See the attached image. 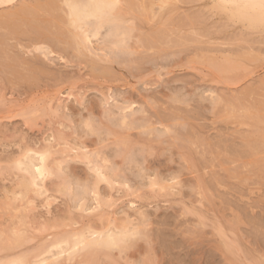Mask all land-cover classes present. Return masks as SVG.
Here are the masks:
<instances>
[{"label": "rangeland", "instance_id": "1", "mask_svg": "<svg viewBox=\"0 0 264 264\" xmlns=\"http://www.w3.org/2000/svg\"><path fill=\"white\" fill-rule=\"evenodd\" d=\"M44 1L17 0L14 4L0 6V264H36L35 260L56 242L66 239L75 231L79 232L78 229L88 232L97 227L103 228L107 223L106 218L109 219L108 216L113 219L117 214L115 219L120 220L121 216L124 217L128 213L132 212L133 215L134 211H131L130 207L135 205V208H143L150 215L152 226L148 227L145 234L150 235V239L147 237L137 240V248L131 247L123 255L117 250L111 251L110 248L87 249L77 251L71 257L64 253L53 260L52 264H264V27L256 20L253 22L254 19L249 22L250 17L239 18L233 10L223 12L214 8L213 5L218 3V0H155L152 11L148 10L147 5L144 7V0H137L139 3L136 0H121L123 15L120 18L132 21L129 24L133 26L130 27L131 33H134L130 37L133 39L128 41V47L131 50L129 52L134 54L126 53L128 57L124 53L127 58L125 59L121 55L123 52H120L119 56L116 54L119 51L112 50L115 52L114 59L110 56L112 53L109 55L111 58L103 53L104 57L98 59L96 54L102 50L97 53L92 49L95 51L92 53L88 48L90 54L88 49L82 47L85 53L79 55L74 46L70 45L71 39L68 36L62 37L54 27V30L50 29L54 31L52 33L48 29L43 31L46 28L44 26L50 24L49 19L53 13L48 16L47 11V25L38 24L42 22L40 19L47 18L45 12L43 13L44 9H41L42 12L36 9L38 12L34 13L35 18L36 13L41 17L37 18L39 21L35 19L31 22L21 13L20 16L22 7L29 8L34 5L29 8L33 11V8ZM124 2L133 4L129 6ZM59 5L64 9L61 3ZM15 12L19 16L14 15ZM62 13L59 11L57 14L63 15ZM192 14L195 16L192 17ZM63 16L66 19V16ZM20 17H23L24 21L19 20ZM13 18L20 23L18 21L16 25ZM57 19L62 21L63 26H59L64 27L63 19L60 16ZM240 19H246V22L251 24L243 23ZM60 22L58 21V24ZM31 23L38 27L33 29ZM67 27L62 28L63 33ZM107 31L109 29L102 30L103 36L99 37L103 39L101 41L105 40L102 49L107 48L106 40L110 37L109 35L106 39ZM147 34L162 37L161 41L158 37ZM138 35L142 36V42L139 41ZM146 36L147 39L150 37L151 42L155 38V44L151 45L157 50H154L155 47H152L153 50L150 48L152 51L142 49ZM45 38L46 41L42 40ZM149 40L146 42L150 45ZM41 41L54 52L48 59L35 49V46L43 43ZM100 42L98 41V44ZM71 44L73 45L72 42ZM92 54H95V57ZM101 54L102 52L99 55ZM105 57L111 60H101L106 59ZM211 92L215 94L211 95ZM175 96L183 99V103L179 99L177 101ZM127 97L130 99H126L128 101H136V112L139 108L145 111L143 115L137 114L139 123L134 118L138 124L135 123L136 128L128 134H123L122 128H117L116 123L112 124L116 119L110 118V111L117 110L116 105H121L122 100ZM212 98H220L221 101L216 104L218 101L211 102ZM59 100L63 107H57L61 105ZM86 119H90L97 129L102 130L101 133H96L102 135L104 142H100L102 138L96 133L90 135L91 132H85L87 129L83 122ZM144 120L149 123L150 128L152 127V132L155 128L156 133L163 131L165 126L173 131L169 132V136H166L167 133H157L162 134L159 137L154 133L149 135L148 128L140 126L145 123ZM152 121L156 125L151 124ZM75 129H79V133H76ZM107 129V132L112 129L120 135L111 136L106 133ZM103 130L106 134L104 136ZM50 135H56L58 140L62 139V144L74 143L76 139L78 144L91 146L90 149L101 148L104 157L120 161V165L122 159L128 157L126 163H123L124 167L122 166L125 172L123 175L135 188L137 185L141 187V191L137 193L136 189L132 186L129 188L130 185L123 181L121 182L124 185H115L110 174L98 171V167L88 170L85 164L70 160L65 166H69L70 170L73 168L75 176L82 175L80 177L84 179L86 170L87 178L89 171L92 175L95 173V181L92 175L88 179L93 178L92 183L104 205L98 210H90V213L76 207L73 195L76 191L78 193L80 188L75 180L76 186L72 184L71 190L65 191V183L71 181L70 176L74 174L69 173L68 169L64 174L65 178L55 172L53 178L45 183L49 193L36 198L32 190L29 191L28 177L25 179L22 173H19L13 160L18 159L26 149L43 148L44 139ZM147 138L154 141L147 144L144 141ZM139 141L142 143H137ZM117 144L125 148L123 156L118 155V148L115 146ZM254 147L260 148L258 150ZM58 149L59 147L53 150ZM56 157H61V154L54 156V159ZM50 159L48 166L51 165ZM132 160L135 164H144V167L151 166L153 172L157 171L161 176H168L171 172L177 173L184 187L176 186L175 190L169 192H172V195L166 194V191L155 192L149 188L147 190L141 186L147 184V180H139V171L135 168L137 164ZM61 179H65V182ZM18 180L25 186L19 184ZM14 190L20 193L18 200L11 196ZM28 192L30 195L33 193L31 196L35 197L33 208L29 204ZM94 196L97 195L92 194V197ZM48 200L51 202L49 209L47 203L45 204ZM25 201H28V206ZM105 205H108V210ZM188 210L190 211L187 212ZM104 211L109 213L106 215ZM72 228L77 230L72 231ZM12 229H20L25 233L15 239L11 233ZM64 231L65 233H62ZM48 243L49 245H46ZM44 245L45 249L38 248Z\"/></svg>", "mask_w": 264, "mask_h": 264}, {"label": "bare ground", "instance_id": "2", "mask_svg": "<svg viewBox=\"0 0 264 264\" xmlns=\"http://www.w3.org/2000/svg\"><path fill=\"white\" fill-rule=\"evenodd\" d=\"M15 1H17V0H12V2L10 3L9 2V0H3V3H0V6H3V5H7V4H12L13 2L15 3ZM22 1V0H21ZM44 1V0H43ZM129 1V0H128ZM132 1V0H131ZM137 1V0H136ZM135 1V2H136ZM97 2H99V0H45L44 2H43V4H39V6H37L38 5V3L37 4H35L37 7L36 8H33L34 10L32 11V10H30L29 8H32L33 6H29V8H23L22 6V9H20V11H19V14L21 13V14H23V17H25V19H27L28 20V18H29V20H31V22H33L32 20H35V19H37V18H41L40 16H38L37 14L38 13H36V17L37 18H35V12L38 10V9H40V12H42V10H43V13L45 12V14H46V16H47V11H48V16H50V13H53V16L51 15V17H50V19L48 18V16H47V18L45 19L44 18V15L42 16V18H44V19H40L42 22H38V24H45V22H49V21H51L52 22V18H53V22H54V20H58L57 18H59V16H60V18H62L63 19V21L65 22V23H63L64 24V27H66V26H68L67 28H65V30L66 31H64V33L62 32L64 29H62V28H64V27H60L59 25H62V21L60 22V20H58L60 23L58 24V21L56 22L57 24H55V22H54V24H52L51 22H49L50 24H52L50 27H48L50 24L49 23H46L45 25H47V24H49V25H47V26H44V27H46L45 29H44V27L42 28V29H44L43 31L45 32V31H47V29L50 31V29H53L52 27H54V29H57L56 31H58V33L59 34H61V36L62 37H64V35H66V36H68V38H70L71 39V42L73 43V45L71 44V42H70V45L74 48V50H75V52L77 51V52H79L78 54L79 55H83L85 52L83 51V49H81L82 47H84V49L86 48V50L88 49V48H90V50L92 51V49H95V51L97 52L98 50L100 51V50H102V51H100V52H102V54L101 55H99L100 54V52H99V54H96L97 56H98V59H99V57H101V56H103L105 53V55L104 56H109L111 53H112V55H110L111 57H113V55H114V53L117 51H119L118 53H116L117 55H119V56H121L122 55V58L124 57V56H128L129 57V53L131 54V52H129V50H130V48L128 47V41H129V39H130V37H131V35H133V33H131V31H132V29L131 28H133V26L131 27V24H129V23H131L132 21V17H131V22H129V20L128 19H123V18H120V16H122L123 15V13L121 12V8L123 7V3L121 4V0H120V7L118 8V9H116V10H114V11H111V12H109V14L107 15V16H105L103 19H99V18H89V17H86V16H84V15H82V12L84 11V8H83V6L84 5H88V4H94V3H97ZM138 2V1H137ZM234 2L236 3V4H238V5H240V7H238V8H236V9H234L233 10V13L235 12V14L239 17H242V18H246L247 19V17H250L251 19H250V21L249 22H251V20L252 19H254L253 20V22L256 20V21H258L259 23H260V19H259V12H258V10H256V11H253V10H251V9H247V8H245V7H243L245 4H248V3H250V2H252V0H234ZM13 3V4H14ZM34 3H35V1H34ZM40 3H42V2H40ZM59 3H61L63 6H64V9H62V7L59 5ZM124 3H126V2H124ZM132 4H133V2H131ZM130 2L129 3H126V4H128L129 6H130V4H131ZM139 3V2H138ZM142 3L144 4V7L147 5L148 7V10H150V11H152V8H154V4H155V0H144V1H142ZM31 4V3H30ZM68 5H73V6H81V7H79V8H77V7H69ZM136 5V4H135ZM26 6V5H25ZM122 6V7H121ZM127 6V5H126ZM134 6V5H133ZM28 7V6H27ZM20 8V7H19ZM37 9V10H36ZM42 9V10H41ZM123 9V8H122ZM126 9H128V7L127 8H125V10ZM131 9H133V7L131 6ZM46 10V11H45ZM134 10V9H133ZM52 11H57L56 13L55 12H52ZM63 12L62 14L63 15H65L66 16V19L64 18V16L63 15H60V14H57L58 12ZM123 12H124V10H122ZM132 11V10H131ZM136 11V10H135ZM145 11H146V9H145ZM17 12V11H16ZM14 13V15L16 14V15H18L17 13ZM38 12V11H37ZM125 12H128V11H125ZM134 12V11H133ZM137 12V11H136ZM57 14V15H59V16H57V15H55V14ZM146 13V12H145ZM232 13V14H233ZM21 14H20V16H21ZM153 14V13H152ZM234 14V15H235ZM13 15V14H12ZM11 15V16H12ZM13 15V16H14ZM24 15H26L28 18H26V16H24ZM138 15V14H137ZM6 16V15H5ZM12 16V17H13ZM19 16V15H18ZM45 16V17H46ZM54 16H56L55 17V19H54ZM61 16H63V17H61ZM195 15H193L192 14V17H194ZM3 17V16H2ZM23 17H20V19L19 20H23L22 18ZM236 17V16H235ZM239 17V18H240ZM15 18V17H14ZM13 18V19H14ZM241 18V19H242ZM39 19H37L38 21H39ZM47 19H49V21L47 20ZM184 19V18H183ZM241 19H240V21H241ZM245 19V21L244 20H242V21H244L243 23H245L247 20ZM7 20V19H6ZM19 20H17V22L19 21ZM37 20H36V24H37ZM46 20V21H45ZM151 20V19H150ZM177 20V19H176ZM179 20V19H178ZM10 21V20H9ZM13 21V20H12ZM14 21L16 22V20L14 19ZM24 21V20H23ZM68 21V22H67ZM181 21V20H180ZM241 21V22H242ZM16 22V25L18 24ZM29 22V21H28ZM157 22V21H156ZM194 22V21H193ZM10 23H12V22H10ZM19 23H20V21H19ZM67 23V25L65 26V24ZM182 23V22H181ZM246 23H248V22H246ZM256 23V22H255ZM8 24V23H7ZM32 24V23H31ZM35 24V25H36ZM129 24V25H128ZM189 24V23H188ZM203 24V23H202ZM248 24H251V23H248ZM21 25V24H20ZM57 25V26H56ZM129 27H128V26ZM133 25V24H132ZM176 25H177V22H176ZM190 25V24H189ZM253 25V24H252ZM251 25V26H252ZM255 25V24H254ZM261 25V24H260ZM7 26V25H6ZM14 26V25H13ZM28 26H31V25H28ZM37 27H38V25H36ZM36 26H33V24H32V27H34L33 29H35L36 28ZM40 26V25H39ZM63 26V25H62ZM134 26H136V25H134ZM165 26H167V24L165 25ZM164 26V27H165ZM170 26V25H169ZM257 26V25H256ZM9 27V26H8ZM48 27V28H47ZM57 27V28H56ZM61 28V31L59 32V30H58V28ZM131 27V28H130ZM163 27V28H164ZM178 27H179V25H178ZM180 27H182V26H180ZM191 27V26H190ZM258 27V26H257ZM7 28V27H6ZM18 28V27H17ZM16 28V29H17ZM135 28V27H134ZM39 29V28H38ZM53 29V30H54ZM67 29H69V31H67ZM104 29H109V31H107V35L105 36L106 37V39H108L107 37H109V35H110V37H109V39L108 40H106V41H108V42H106V44H107V48L105 49V48H101V47H104V41H101V40H103V39H100L99 37H100V35L102 34L101 32H102V30H104ZM165 29H166V27H165ZM164 29V30H165ZM167 29H169V28H167ZM20 30V29H19ZM18 30V31H19ZM22 30V29H21ZM24 30V29H23ZM22 30V31H23ZM52 30V31H53ZM157 30V29H156ZM155 30V31H156ZM162 30V29H161ZM13 31H14V29H13ZM25 31V30H24ZM32 31V30H31ZM36 31H37V29H36ZM52 31H50L51 33H52ZM163 31V30H162ZM161 31V32H162ZM26 32V31H25ZM39 31H37V33H38ZM40 32H42V31H40ZM54 32V31H53ZM66 32L68 33V34H66ZM105 32V31H104ZM160 32V33H161ZM164 32V31H163ZM18 33H21V32H18ZM57 33V32H56ZM155 33V32H154ZM14 34H16V33H14ZM104 34V33H103ZM149 34H152V33H149ZM41 35V34H40ZM56 35H58V34H56ZM136 35V34H135ZM145 35V34H144ZM148 35V34H147ZM158 35V34H157ZM197 35V34H196ZM195 35V36H196ZM51 36V35H50ZM54 36V35H53ZM101 36H103V35H101ZM148 36H151V35H148ZM148 36H146V39H147V37ZM153 36H154V34H153ZM153 36H151V37H153ZM156 36V35H155ZM154 36V37H155ZM168 36V35H167ZM59 37H60V35H59ZM62 37H60V40H62ZM133 37V36H132ZM135 37V36H134ZM138 37H142V36H140V35H138ZM156 37H158V36H156ZM155 37V38H156ZM164 37H165V35H164ZM163 37V38H164ZM178 37V36H177ZM199 37V36H198ZM139 38V41H141L143 38H141L140 39ZM155 38L154 39H152L153 41L155 40ZM159 38V37H158ZM162 37H160L159 38V40L161 39ZM169 38V37H168ZM48 39V38H47ZM57 39V38H56ZM65 40H66V37L64 38ZM63 39V40H64ZM100 39V40H99ZM131 39H133V38H131ZM130 39V40H131ZM145 39V37H144V42H145V44H144V42H143V44H144V46L142 47V49H144V48H146V50L148 51L150 48L152 49V47L154 48L155 46H153V45H151V44H155V41H154V43H153V41L151 42L150 40V37H149V39H147L146 40ZM179 39V38H178ZM177 39V40H178ZM193 39V38H192ZM42 40H44V41H46V38L45 39H42ZM150 41V45L148 44V42H146V41ZM158 40V39H157ZM164 40V39H163ZM169 40V39H168ZM98 41L100 42V44H102L103 46H101L100 44H98ZM161 41V40H160ZM41 42H43V41H41ZM55 42H57V41H55ZM103 42V43H102ZM142 42V41H141ZM159 41H157V43H158ZM177 42V41H176ZM178 42H179V40H178ZM177 42V43H178ZM97 43V44H96ZM148 45H147V44ZM161 43V42H160ZM175 43V42H174ZM3 44V43H2ZM62 44V43H61ZM95 44L97 45V47L99 48H101V49H97V47L95 46ZM105 44V45H106ZM137 44V43H136ZM162 44V43H161ZM179 44V43H178ZM182 44V43H181ZM93 45H94V47H96V48H94L93 47ZM140 45V44H139ZM146 45V46H145ZM157 45V44H156ZM142 46V45H141ZM141 46H140V49H141ZM147 46H149V48L147 47ZM202 46V45H201ZM93 47V48H92ZM139 47V46H138ZM196 47V46H195ZM194 47V48H195ZM64 48V47H63ZM156 48V47H155ZM154 48V50H157V48L155 49ZM158 48H160V47H158ZM176 48H178V47H176ZM197 48V47H196ZM203 48H205V47H203ZM218 48V47H217ZM35 49L37 50V51H39V52H41V54H43L47 59H48V57H50V55L52 54L53 55V51L51 50V48L48 46V45H46V43L45 42H43V43H40V44H38L37 46H35ZM71 49V48H70ZM108 49H110L111 50V52H109L110 50H108ZM115 49H117V50H115ZM119 49V50H118ZM139 49V48H138ZM150 49V51H152ZM85 50V51H86ZM89 49H88V51H90ZM112 50H114V51H112ZM145 50V49H144ZM169 49H167V51H168ZM180 50V49H179ZM91 51L89 52L90 54H91ZM94 51V50H93ZM92 51V53H94ZM107 51V52H106ZM131 51V50H130ZM161 51V50H160ZM159 51V52H160ZM164 51V50H163ZM38 52V53H39ZM84 52V53H83ZM97 52V53H98ZM114 52V53H113ZM120 52H123L122 54L120 53ZM142 52V51H141ZM158 52V51H157ZM162 52V51H161ZM82 53V54H81ZM88 53V52H87ZM88 53V54H89ZM104 53V54H103ZM126 53H128V54H125ZM177 53V52H176ZM40 54V55H41ZM115 54V56H117ZM121 54V55H120ZM134 53L132 52V54L131 55H133ZM94 55V57H95V54H92V56ZM130 55V56H131ZM140 55V54H139ZM148 55V54H147ZM159 55H160V53H159ZM159 55H158V57H159ZM162 55V54H161ZM165 55V54H164ZM167 55V54H166ZM103 56V57H104ZM109 56V57H110ZM143 56V55H142ZM151 56V55H150ZM163 56V55H162ZM103 57H101V58H103ZM109 57H105L106 59H101V60H103V61H108L107 60V58L109 59ZM110 57V58H111ZM135 57V56H134ZM144 57V56H143ZM146 57V56H145ZM144 57V58H145ZM149 57V56H148ZM147 57V58H148ZM154 57V56H153ZM161 57V56H160ZM55 58V57H54ZM117 58L119 59V57L117 56ZM117 58L115 57V59L117 60ZM121 58V57H120ZM125 58V57H124ZM131 58V57H130ZM137 58V57H136ZM150 58V57H149ZM152 58V57H151ZM163 58V57H162ZM161 58V59H162ZM50 59V58H49ZM113 59H114V57H113ZM112 59V60H113ZM125 59H127V58H125ZM124 59V60H125ZM135 59V58H134ZM155 59V58H154ZM109 60H111V59H109ZM123 60V61H124ZM105 61V62H106ZM137 61V60H136ZM140 61V60H139ZM138 61V62H139ZM115 62H117V61H115ZM172 63V62H171ZM250 63V62H249ZM152 64V63H151ZM27 65V64H26ZM67 65V64H66ZM119 65V64H118ZM126 65V64H125ZM168 65V64H167ZM225 66V65H224ZM156 68V67H155ZM164 68V67H163ZM97 69V68H96ZM33 70V69H32ZM35 71H37V70H35ZM39 72V71H38ZM104 72V71H103ZM158 72V71H157ZM152 73V72H151ZM17 74V73H16ZM21 75V74H20ZM151 75V74H150ZM54 77V76H53ZM15 80V79H14ZM9 81V80H8ZM27 81V80H26ZM25 82V81H24ZM188 92V91H187ZM58 93V92H57ZM183 93V92H182ZM201 93V92H200ZM212 93H214V92H211V95H212ZM113 94V93H112ZM141 94V93H140ZM189 94V93H188ZM202 94V93H201ZM215 94V93H214ZM213 94V95H214ZM71 95V94H70ZM178 95V94H177ZM200 95V94H199ZM210 95V94H209ZM219 95V94H218ZM128 96V95H127ZM180 96V95H179ZM198 96V95H197ZM207 96V95H206ZM215 96V95H214ZM213 96V97H214ZM176 98H177V101H178V99L181 97H178V96H175ZM174 97V98H175ZM200 97V96H199ZM205 97V96H204ZM215 97H217V96H215ZM211 98V97H210ZM126 99H128V100H130L128 97L127 98H125L124 100H122L123 101V103L121 104V105H116L117 106V110H115V111H110V118L111 117H113V118H111L112 120H114V119H116V120H114L113 121V123L112 124H114V123H118L117 125L115 124V126L117 127V128H122L121 130L123 131L122 133L123 134H128L129 133V131L130 130H133L134 128H136V126L138 125L137 124V122H136V119H137V121H138V117H137V114H139L140 115V113L143 115V113H144V111L143 110H141L140 108V110L138 109V111L136 112V108H135V106H136V101L134 102V100L133 101H128V100H126ZM203 99V98H202ZM205 99V98H204ZM215 100H213V98H212V101L211 102H215L216 103V101H218L216 104H218L221 100H220V98L218 99V98H214ZM58 100V99H57ZM182 100L183 99H179V101H181L182 102ZM207 100V99H206ZM220 100V101H219ZM226 100V99H225ZM174 100H172V102H173ZM175 102V101H174ZM190 102V101H189ZM192 102V101H191ZM59 103L61 104V100H59ZM119 103V102H118ZM183 103V102H182ZM185 104L187 103V101L186 102H184ZM120 104V103H119ZM138 104H140V103H138ZM189 104V103H188ZM62 105V106H61ZM60 106L59 105H57V107L59 108V107H63V104H61ZM215 105V104H214ZM68 106V105H67ZM90 106V105H89ZM66 107V106H65ZM64 107V108H65ZM86 107H87V105H86ZM68 108V107H67ZM148 108V107H147ZM60 109H62V108H60ZM111 109V108H110ZM149 109H150V107H149ZM234 109V108H233ZM66 110V109H65ZM112 110H114V109H112ZM63 111V110H62ZM140 111V112H139ZM129 113H132V115L130 114L129 115ZM249 113V112H248ZM146 114V113H145ZM107 115H109V113L107 114ZM77 116V115H76ZM106 116V115H105ZM118 116V117H117ZM135 116V117H134ZM146 116V115H145ZM148 116V115H147ZM92 117V116H91ZM116 117V118H115ZM154 117H156L155 115H154ZM75 118V117H74ZM85 118V117H84ZM94 118V117H93ZM117 118H118V121H117ZM134 118H136V119H134ZM151 118V117H150ZM149 118V119H150ZM77 119V118H76ZM83 119V118H82ZM111 119H109V120H111ZM143 119V118H142ZM93 120V119H92ZM112 120H111V122H112ZM139 120H141V118L139 119ZM81 121L82 120H80V123H81ZM94 121V120H93ZM115 121H117V122H115ZM149 122H150V120H148ZM85 122V123H84ZM84 122H83V124H84V126L86 127L85 129H87V131H85V132H88V134L90 133V135L93 133V134H95L97 131L99 132L100 130H99V128L97 129L96 127H95V125H94V122H92L90 119H86V121L84 120ZM140 121H138V123H139ZM141 122H143V120H141ZM144 122H145V120H144ZM157 122V121H156ZM172 122V121H171ZM137 125H136V124ZM146 123V122H145ZM142 124V125H140V126H143L144 125V127H147L148 129L147 130H149V135H157V133H163L164 135L166 134V136L168 135L169 136V132H171V131H173V129L171 130L170 128H168V126H167V128H166V126H165V130L163 129V131H158L157 133L155 132V130H156V128H155V130L152 132L151 131V128H150V125H148L147 123L146 124ZM74 124V123H73ZM141 124V123H140ZM151 124H153V125H156L153 121H152V123ZM158 124H160V123H158ZM162 124V123H161ZM64 125V124H63ZM66 125V124H65ZM94 125V126H93ZM118 125H119V127H118ZM152 125V126H153ZM68 126V125H67ZM77 126V125H76ZM75 126V127H76ZM84 126L82 127V129H84ZM97 126V125H96ZM112 126H114V125H112ZM140 126H138V127H140ZM93 127H95L96 128V131H94L95 129L93 128ZM155 127V126H154ZM153 127V128H154ZM171 127V126H170ZM79 128V127H78ZM81 128V127H80ZM110 128H112V127H110ZM69 129V128H68ZM74 130V129H73ZM75 130H77V131H75L76 133H79L78 132V130L79 129H75ZM153 130V129H152ZM160 130V129H159ZM102 131V130H101ZM101 131H100V133H101ZM107 131H109V129H107L106 130V133L107 134H110L111 136H119L120 135V133H117L116 131L114 132L112 129H110V132H107ZM157 131V130H156ZM74 132V133H75ZM103 136L104 135H106L105 134V131L103 130ZM132 132V131H131ZM84 133V132H83ZM145 133V132H144ZM154 133V134H153ZM85 134H87V133H85ZM92 134V135H93ZM89 135V136H90ZM96 135H98L99 137L101 136V138H102V135H100V134H98V133H96ZM146 135V134H145ZM160 135H162V134H160ZM159 134L157 135L158 137L160 136ZM171 135V134H170ZM56 136V135H55ZM54 135H50L48 138H46V139H44L45 140V145L43 146V148H41V149H26L23 153H22V155L20 156V157H18V159L16 158V160H15V158H14V166H15V168L19 171V173H22V175H23V177L25 178V177H28V182H29V184H30V190L29 191H31V192H33L35 195V197L37 198V197H41V196H43V195H45V194H47V193H49L48 192V188L46 187L47 185L45 184L46 182H47V180H49L50 178H53V175H55V172L56 173H59V174H62V175H64V174H66V172H68V170L70 171L69 173H74V174H70L71 176L70 177H72V180L71 181H69V182H67V180H66V182L67 183H65L66 184V186L64 187V188H66L65 189V191H67V192H69V190H71V188H72V184H73V186H76V182H75V180L77 181V186L81 189H79L78 190V193H77V191H76V193L73 195V197H74V200L76 201V204H77V206H76V204H75V206L76 207H80L81 208V211H83V212H87V213H90V210H98L99 208H100V206H103L104 204L103 203H101V199H100V197L98 196V191H97V189L95 188V186H94V182L92 181L93 180V178H92V180L90 179H88L89 177L91 178L92 176H94V174L95 173H93V175L91 174V171H89L90 173H89V177L87 178V176H88V170H90V169H92V168H96V167H98V171H100V172H103V173H108V174H110V177L113 179L112 181L115 183V185L116 184H119V185H124L121 181H123V182H127L126 184H129L130 186H129V188L132 186V188H134V190L136 189V192L138 193V192H140L141 191V187H139L138 185H137V187L135 188V186H133V185H131V182L128 180V179H126V177L123 175V173H125L124 171H123V169L124 168H122V166H123V163L125 164L126 163V159L128 158L127 157V155H126V159L125 158H123L122 159V162H121V165L118 163V162H120V161H118V162H116V160H110V159H108V156H105L104 157V155H102V149L100 148H98V150H97V148H93L92 147V149H90V147L91 146H86V145H84V144H78L79 142H78V140L76 141V139H75V141L77 142H75L74 141V143L72 144V143H67V142H64V144H62L61 142L63 141L62 139L61 140H58L59 138H56ZM77 136L79 137V135L77 134ZM88 136V137H89ZM138 136V135H137ZM136 136V137H137ZM153 137H156V136H153ZM162 137V136H161ZM194 137V136H193ZM63 138V137H62ZM77 138V137H76ZM101 138H99V139H101ZM140 138H142V137H140ZM139 138V139H140ZM103 139V138H102ZM100 140V142H104V139L103 140ZM212 139V138H211ZM260 139V138H259ZM263 139V138H262ZM262 139H260V140H262ZM65 141V140H64ZM117 141V140H116ZM147 144L148 143H152L153 141H154V139H150V138H147L146 140H144ZM224 141V140H223ZM264 141V140H263ZM36 142V141H35ZM53 142H55V143H53ZM257 142V141H256ZM255 142V143H256ZM262 142V141H261ZM51 143L52 144H54L53 146L51 145ZM97 143H99V142H97ZM116 143V142H115ZM137 143H142V141H139V142H137ZM225 143V142H224ZM86 144H88L87 142H86ZM101 144V143H100ZM36 145V144H35ZM131 145H132V142H131ZM258 145V144H257ZM59 147V149H58V151H56V150H53V149H56V148H58ZM97 146V145H96ZM118 149H116V150H118L117 152H118V155L119 156H123L122 155V152L124 151V149L125 148H122L123 146H121V145H119V144H117V145H115ZM121 146V147H120ZM134 146V145H133ZM253 146V145H252ZM261 146H263V145H261ZM186 147V146H185ZM258 147V146H257ZM33 148V147H32ZM242 148H243V145H242ZM254 148H256V147H254ZM260 148V147H259ZM259 148H256V149H258L259 150ZM90 149V150H89ZM114 149V148H113ZM141 150H142V148H140ZM79 150H85V152H79ZM99 150H101V151H99ZM115 150V151H116ZM131 150V149H130ZM145 150V149H144ZM147 150V149H146ZM143 151V150H142ZM254 151V150H253ZM185 152H187V151H185ZM192 152V151H191ZM59 153L61 154V157H56V159H54V156H56V155H58L59 156ZM136 153V152H135ZM189 153V152H188ZM132 154V153H131ZM165 154V153H164ZM190 154V153H189ZM192 154V153H191ZM190 156V155H189ZM160 157V156H159ZM49 158H51L50 159V161H51V165L49 164V166H48V159ZM111 158V157H110ZM191 158V157H190ZM173 159V158H172ZM70 160H74V162H80V163H82V164H85L86 166H87V168H88V170H86V178H81L80 176H82V175H80V176H75V174H76V172H73L74 170H72V172H71V170H70V168H69V166H65V164L66 165H68V163L70 162ZM135 160V159H134ZM134 160H132V162L135 164V162H134ZM191 160V159H190ZM114 161V162H113ZM124 161V162H123ZM149 161V160H148ZM128 162V161H127ZM50 163V162H49ZM128 164H129V162H128ZM137 164V163H136ZM135 164V165H136ZM153 164V163H152ZM139 164H137V167H135V168H138L137 169V171H139V173H137L138 175V178H140L139 180H147V184H142L141 186L142 187H144V188H147V190H148V188H149V190L150 189H152V190H154L155 192L157 191H159V192H161V191H166L167 193L166 194H168L169 192H170V190H175L176 188V186H177V188L178 187H184L182 184V181L179 179L180 177H179V175L177 174V173H175V174H173V172H171L168 176H161L159 173H157V171H155V172H153V170L154 169H152V167L151 166H143V165H139ZM86 166H85V168H86ZM134 166V165H133ZM124 167V166H123ZM133 168V167H132ZM160 168V167H159ZM12 169V168H11ZM37 169H39L40 171H37ZM68 169V170H67ZM66 170V171H65ZM75 170H76V167H75ZM173 170V169H172ZM126 171V170H125ZM148 171H149V173H148ZM153 172V174H151L152 172ZM161 171V170H160ZM6 172V171H5ZM10 172V171H9ZM13 172V171H12ZM166 172V171H165ZM11 173V172H10ZM68 173V174H69ZM169 173V172H168ZM15 174V173H14ZM77 174H79V173H77ZM161 174H162V172H161ZM18 175V174H17ZM90 175H92V176H90ZM107 175V174H106ZM166 175V174H165ZM259 175V174H258ZM136 176V177H137ZM55 177V176H54ZM57 177V176H56ZM69 177V178H70ZM95 177V176H94ZM110 177H108L109 179H110ZM60 178V177H59ZM64 178H65V175H64ZM66 178H67V176H66ZM26 179V178H25ZM58 179V178H57ZM95 179H96V177L94 178V181H95ZM122 179V180H121ZM22 180V179H21ZM61 180H63V179H61ZM73 180H74V182H73ZM17 181V180H16ZM15 181V182H16ZM18 182H19V184L21 183L20 182V180H18ZM65 182V179L63 180V183ZM71 182V183H70ZM93 182V183H92ZM26 183V182H25ZM139 183V182H138ZM58 184V183H57ZM61 184H62V182H61ZM61 184H59L60 186H62ZM140 184H141V182H140ZM21 185L23 186L24 184L23 183H21ZM20 185V186H21ZM46 185V186H45ZM25 186V185H24ZM23 186V187H24ZM27 186V185H26ZM59 186V187H60ZM13 187V186H12ZM18 187V186H17ZM22 187V188H23ZM63 187V186H62ZM109 187H111V186H109ZM109 187H107V188H109ZM21 188V187H20ZM21 188V189H22ZM28 188V187H27ZM48 190H47V189ZM175 188V189H174ZM18 189V188H17ZM26 189V188H25ZM60 189V188H59ZM58 189V190H59ZM75 189H77V188H75ZM120 189V188H119ZM159 189V190H158ZM27 190V189H26ZM74 190V189H73ZM125 190H126V188H125ZM15 191V192H14ZM14 191H12L11 192V196L13 195V199L14 200H18V197H19V195L18 194H20V193H16L17 191L16 190H14ZM59 191H61V189L59 190ZM58 191V192H59ZM100 191V190H99ZM105 191H106V189H105ZM127 191V190H126ZM129 191V190H128ZM8 192V191H7ZM73 192H75V191H73ZM73 192H70V193H73ZM108 192V191H107ZM107 192H105L106 193V195H107ZM189 192V191H188ZM201 192V191H200ZM9 193V192H8ZM33 193H31V195H33ZM61 193V192H60ZM63 193V192H62ZM110 193V192H109ZM174 193V192H173ZM180 193V192H179ZM24 194H26V192L24 193ZM28 194H29V192H28ZM65 194V193H64ZM68 194V193H67ZM92 194L93 195H97L96 197L94 196V197H92ZM134 194V193H133ZM165 194V193H164ZM169 194H171L172 195V192L171 193H169ZM30 195V194H29ZM29 196V204L32 206V204H34V199L33 198H35V197H32V196ZM52 195V194H51ZM174 195V194H173ZM185 195V194H184ZM203 195V194H202ZM25 196V195H24ZM48 196V195H47ZM101 196V195H100ZM112 196V195H111ZM169 196V195H168ZM8 197V196H7ZM32 197V198H31ZM104 197V196H103ZM106 197V196H105ZM108 197V196H107ZM106 197V198H107ZM26 198H28L27 196H26ZM50 199V198H49ZM35 200H37V199H35ZM47 200V199H46ZM51 200V199H50ZM50 200H48V201H45V204L47 203V207L49 206H51V202H50ZM102 200H103V198H102ZM54 201V200H53ZM106 201V200H105ZM107 201H108V199H107ZM112 201V200H111ZM110 201V202H111ZM91 202V203H90ZM25 203L27 204L28 203V201L26 202L25 201ZM93 203V204H92ZM193 203V202H192ZM89 204H91V205H89ZM94 205H95V207H94ZM130 205H134V204H132V203H130ZM27 206H28V204H27ZM26 206V207H27ZM31 206H29V207H31ZM45 206V205H44ZM106 206V208H107V210H108V205H105ZM49 207H48V209H49ZM110 207V206H109ZM136 207V205L134 206V207H130V210L132 209L133 211H134V214L133 215H131V213L129 214L128 212V215H125L124 217H122L121 216V218H120V220H118V218L117 219H115L116 218V215L117 214H115V218H113L112 219V216L110 217V216H108L109 217V219L108 218H106L105 216V218L107 219V225L105 226L104 225V227L102 228H99V227H97V229L95 230V229H91L90 231H83V229H78V230H80L79 232H76L75 231V233L74 234H72L71 236H68L66 239H63V240H61V241H58V242H56L55 244H53V245H51L50 247H48V249H47V251L46 252H41L42 254H41V256L39 257V259L38 260H35V261H33V262H35L36 264H52V261L54 260L55 261V259L56 258H58V256H60V255H62V254H64V253H67V254H69V257H71V255L73 254L74 255V253L75 252H77V251H82V250H87V249H98V248H110V250L112 251V250H117L119 253H121L122 255L124 254V252H126L129 248H131V247H135V245H136V242H137V240L139 241L140 239H147V237H148V239H150L149 237H150V235L149 236H147V235H145L146 234V231H147V229H148V227H150V225L152 224L151 222L152 221H150V215L148 214V211H144L143 210V208H139L138 209V207L137 208H135ZM32 208H33V206H32ZM103 208H105V207H103ZM188 208V207H187ZM110 209H111V207H110ZM189 209V208H188ZM124 210V209H123ZM131 210V211H132ZM187 210V209H186ZM193 210V209H192ZM30 211V210H29ZM190 210H188L187 212H189ZM93 212V211H92ZM91 212V213H92ZM102 212V211H101ZM105 212V211H104ZM123 212H125V210L123 211ZM123 212L121 211V213L123 214ZM186 212V211H185ZM106 213V212H105ZM109 213V212H108ZM108 213H106V215L108 214ZM126 213V214H127ZM191 213V212H190ZM193 213V212H192ZM94 214H96L95 212H94ZM120 214V213H119ZM125 214V213H124ZM202 214V213H201ZM104 215V214H103ZM188 215V214H187ZM191 215V214H190ZM199 215V214H198ZM195 216H196V214H195ZM199 216H201V215H199ZM101 218H103L104 219V217H102V216H100ZM111 218V219H110ZM99 220H101L100 218H99ZM104 221V220H103ZM102 221V223H105V222H103ZM76 224V223H75ZM90 224H92V223H90ZM94 225V224H93ZM92 225V226H93ZM102 225V224H101ZM170 225V224H169ZM90 227H91V225H89ZM152 226V225H151ZM93 227H96V226H93ZM151 228V227H150ZM154 228V227H153ZM69 229H70V227H69ZM99 229H101V230H99ZM40 230V229H39ZM48 230V229H47ZM73 230H77V228L75 229V228H72V231ZM38 231V230H37ZM44 232V231H43ZM48 232V231H47ZM67 232H68V230H67ZM69 232H71V231H69ZM151 232V231H150ZM11 233L15 236H13V238H15V239H18L21 235H23L22 233H25L24 231H22V230H20V229H12L11 230ZM62 233H65V231L64 232H62ZM70 234V233H69ZM150 234V233H149ZM26 235V234H25ZM30 235V234H29ZM43 235V234H42ZM56 235V234H55ZM57 235H58V233H57ZM56 235V236H57ZM54 236V235H53ZM58 236H60V235H58ZM152 236V235H151ZM25 237V236H24ZM27 237H28V235H27ZM33 237H34V235H33ZM10 238V237H9ZM30 238V237H29ZM53 238V237H52ZM59 238V237H58ZM152 238V237H151ZM11 239V238H10ZM10 239H8V240H10ZM1 240H2V238H1ZM0 240V241H1ZM30 240V239H29ZM4 241H6V240H4ZM11 241H12V239H11ZM16 241V240H15ZM14 241V242H15ZM32 241V240H31ZM54 241V240H53ZM52 241V242H53ZM151 241V240H150ZM14 242H12L13 244H16V243H14ZM23 242V241H22ZM27 242V241H26ZM43 242V241H42ZM48 242V241H47ZM141 242V241H140ZM153 242V241H152ZM1 243V242H0ZM8 243V242H7ZM139 243V242H138ZM137 243V244H138ZM4 244H6L5 242H4ZM9 244H10V242H9ZM22 245V244H21ZM40 245V244H39ZM38 245V246H39ZM42 245V244H41ZM46 245H49V243L48 244H46ZM46 245H44V247L43 246H41V248L40 247H38L39 249H42V248H44L45 249V247H46ZM163 245V244H162ZM151 246V245H150ZM8 248V247H7ZM135 248H137V247H135ZM16 249V248H15ZM133 249V248H132ZM1 250V249H0ZM38 250V249H37ZM2 251V250H1ZM40 251V250H39ZM105 251V250H104ZM101 252H103V251H101ZM106 252V251H105ZM97 253H98V251H97ZM127 253V252H126ZM66 254V255H67ZM96 253H93V255H95ZM99 254V253H98ZM129 254V253H128ZM110 255V254H109ZM19 257V256H18ZM22 258V257H21ZM13 259H14V257H13ZM12 260V259H11ZM30 260V259H29ZM73 260V259H72ZM82 260V259H81ZM16 261V260H15ZM92 261V260H91ZM96 261V260H95ZM3 262V261H2ZM25 262V261H24ZM32 262V263H33ZM69 262V261H68ZM85 262V261H84ZM9 263V262H8ZM13 263H16V262H14L13 261ZM18 263V262H17ZM27 263V262H26ZM81 263V262H80ZM82 263H83V261H82ZM3 264V263H2ZM21 264H22V262H21ZM24 264V263H23ZM28 264V263H27ZM163 264V263H162Z\"/></svg>", "mask_w": 264, "mask_h": 264}, {"label": "snow or ice", "instance_id": "3", "mask_svg": "<svg viewBox=\"0 0 264 264\" xmlns=\"http://www.w3.org/2000/svg\"><path fill=\"white\" fill-rule=\"evenodd\" d=\"M9 2L11 3L12 0H9ZM0 3H3V0H0ZM68 6L77 8L81 7L73 5ZM119 7L120 0H99L97 3L84 5V11L82 12V15L89 18L103 19L109 14V12L118 9ZM213 7L223 12H231L232 10L240 7V5L236 4L234 0H218V3L213 5ZM243 7L253 11L258 10L260 24L262 27H264V0H252V2L245 4ZM37 171L40 170L37 169Z\"/></svg>", "mask_w": 264, "mask_h": 264}]
</instances>
